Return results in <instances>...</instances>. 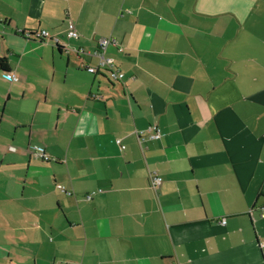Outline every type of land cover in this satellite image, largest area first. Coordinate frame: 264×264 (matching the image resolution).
I'll list each match as a JSON object with an SVG mask.
<instances>
[{
    "label": "crops",
    "instance_id": "obj_1",
    "mask_svg": "<svg viewBox=\"0 0 264 264\" xmlns=\"http://www.w3.org/2000/svg\"><path fill=\"white\" fill-rule=\"evenodd\" d=\"M0 59V264H264V0H0Z\"/></svg>",
    "mask_w": 264,
    "mask_h": 264
},
{
    "label": "built area",
    "instance_id": "obj_2",
    "mask_svg": "<svg viewBox=\"0 0 264 264\" xmlns=\"http://www.w3.org/2000/svg\"><path fill=\"white\" fill-rule=\"evenodd\" d=\"M66 36L69 39H78V34L75 31L72 23H68V29L66 31ZM26 37L37 39V40H42V41H48V40L51 41V37H50L49 33L46 31L27 33ZM111 44H112V41L110 39H99L97 41V47H98L99 51H97L96 54L100 57V63L97 67L85 66L84 70L87 73L96 74L99 71L104 70V71H107L108 76L111 80H121L124 77L123 74L118 69H116L114 67L112 61L105 59L102 55V51L104 49H106ZM7 79L12 81V82L17 80L14 75H7ZM160 137H161V134H160V130L158 128L150 129L148 131V133H146V134H144L142 132L137 133V139H138L139 145H141L145 139L158 140ZM117 144H119V141H117ZM123 148H124V146H121V149H123ZM29 154L33 158L40 160L42 162L50 163V162L56 161L55 158H52L51 156H49L46 153V150L42 145H31L29 147ZM161 181H162L161 178L155 172H151L149 174L150 186L154 191H156V189H158V187L161 185ZM57 188L64 191V188L61 186H57ZM93 194L94 193L89 194L85 198L90 199ZM221 223L225 224V221H222Z\"/></svg>",
    "mask_w": 264,
    "mask_h": 264
},
{
    "label": "trees",
    "instance_id": "obj_3",
    "mask_svg": "<svg viewBox=\"0 0 264 264\" xmlns=\"http://www.w3.org/2000/svg\"><path fill=\"white\" fill-rule=\"evenodd\" d=\"M6 66H7V64H6V59H0V69L2 70V72H3L4 74L7 73V71H6ZM7 74H8V73H7Z\"/></svg>",
    "mask_w": 264,
    "mask_h": 264
},
{
    "label": "rangeland",
    "instance_id": "obj_4",
    "mask_svg": "<svg viewBox=\"0 0 264 264\" xmlns=\"http://www.w3.org/2000/svg\"><path fill=\"white\" fill-rule=\"evenodd\" d=\"M73 40V39H72ZM62 78H63V76H62ZM63 81V79H61V82Z\"/></svg>",
    "mask_w": 264,
    "mask_h": 264
}]
</instances>
